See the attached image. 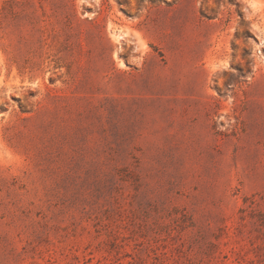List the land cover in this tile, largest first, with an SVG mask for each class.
Wrapping results in <instances>:
<instances>
[{
	"label": "rangeland",
	"instance_id": "rangeland-1",
	"mask_svg": "<svg viewBox=\"0 0 264 264\" xmlns=\"http://www.w3.org/2000/svg\"><path fill=\"white\" fill-rule=\"evenodd\" d=\"M0 264H264V0H0Z\"/></svg>",
	"mask_w": 264,
	"mask_h": 264
}]
</instances>
